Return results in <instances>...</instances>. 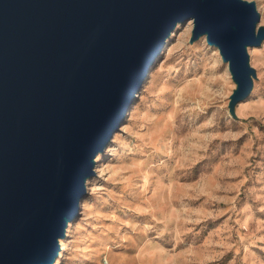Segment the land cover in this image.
<instances>
[{
    "label": "rangeland",
    "instance_id": "374dc122",
    "mask_svg": "<svg viewBox=\"0 0 264 264\" xmlns=\"http://www.w3.org/2000/svg\"><path fill=\"white\" fill-rule=\"evenodd\" d=\"M242 2L247 79L194 18L176 23L93 158L56 264H264V0Z\"/></svg>",
    "mask_w": 264,
    "mask_h": 264
},
{
    "label": "water",
    "instance_id": "95a60500",
    "mask_svg": "<svg viewBox=\"0 0 264 264\" xmlns=\"http://www.w3.org/2000/svg\"><path fill=\"white\" fill-rule=\"evenodd\" d=\"M178 18H194L195 34L207 24L247 79L256 16L245 2L0 0V264L50 258L90 160Z\"/></svg>",
    "mask_w": 264,
    "mask_h": 264
},
{
    "label": "bare ground",
    "instance_id": "6f19581e",
    "mask_svg": "<svg viewBox=\"0 0 264 264\" xmlns=\"http://www.w3.org/2000/svg\"><path fill=\"white\" fill-rule=\"evenodd\" d=\"M237 1L242 2V0H237ZM180 21H182V19H179V18L176 19V20H175V23L173 24V26H174L176 23L180 22ZM170 32H171V31H169V33H170ZM201 33H204L205 35H207L208 39H209L210 41H212V45H215V46L219 47V48L222 50V52H224V51H223L224 48L222 47V45H221L216 39H214V38L211 36V32H210V29H209V27L207 26V24H204V25H203L201 28H199V29L196 28V35H200ZM165 43H167L166 38L162 39V41H161V43H160V48H161L162 45H164ZM160 48H159V50H160ZM224 54H225V52L223 53V55H224ZM155 57H156V56H155ZM155 57H154V58H155ZM226 57H227V56H226ZM226 61L228 62V68H229V71L231 72L232 75H234L235 72L233 71V69H232V67H231V65H230V56H229V55H228ZM232 71H233V72H232ZM233 73H234V74H233ZM235 75H236V74H235ZM236 77L239 78V75H236ZM135 93H136V92H135ZM135 93L132 95L130 101H132V99H134V97H135ZM128 106H129V105H128ZM127 108H128V107H127ZM127 108H126V110L124 111L123 116H124V114L126 113ZM123 116H122V117H123ZM102 148H103V147H101V148L97 151V154L101 152ZM90 163H91V165L93 164V160H92V159L90 160ZM92 172H93V169H91V172H89V173L85 174L84 176H82V179H81V180L84 182L85 178H86V177H89V176L92 174ZM84 192H85V186H84ZM82 195H83V194H82ZM82 195H76V196H75V201H76L75 212H73L72 214H66V213L62 214V217H61V223H60L61 230H60L58 236L55 237V239H54V242H55L56 248L53 250V252L50 253V254H51V255H50V258H49L48 260H43V261L39 262L38 264H48V263H49V264H56V262L58 261L59 255L61 254V251H62L63 249H65V244H64V243H61V242H62L63 239L69 234V229L67 230V228L70 227V223L73 221V219H74V215H75V214L77 213V211H78L79 203H80L79 201H80V198L82 197ZM59 241H60V243H59ZM50 261H51V263H50Z\"/></svg>",
    "mask_w": 264,
    "mask_h": 264
}]
</instances>
